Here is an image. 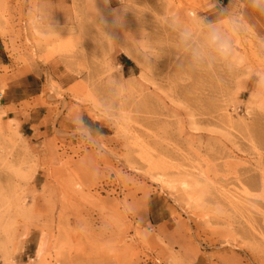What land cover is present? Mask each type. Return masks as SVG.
<instances>
[{
  "label": "rangeland",
  "instance_id": "obj_1",
  "mask_svg": "<svg viewBox=\"0 0 264 264\" xmlns=\"http://www.w3.org/2000/svg\"><path fill=\"white\" fill-rule=\"evenodd\" d=\"M232 3L233 65L193 69L169 22L209 0H0V96L42 84L0 98V264H264V14Z\"/></svg>",
  "mask_w": 264,
  "mask_h": 264
},
{
  "label": "clouds",
  "instance_id": "obj_2",
  "mask_svg": "<svg viewBox=\"0 0 264 264\" xmlns=\"http://www.w3.org/2000/svg\"><path fill=\"white\" fill-rule=\"evenodd\" d=\"M248 3L251 8L264 14V0H248ZM213 7L217 8V0ZM218 12L219 18L216 20L194 14L191 24L183 23L178 17L171 19L169 27L177 33L176 47L180 54L178 60L186 58L193 69L213 63H222L229 68L233 65L237 57V38L246 35L250 25L245 13L238 10L232 0L228 7L219 8ZM116 23H119V19ZM151 59L150 54H146V60L151 62ZM255 74L257 88L264 89V70H258ZM117 119L118 117L111 118V122ZM72 122L84 141L90 146L100 148L101 141L98 138L102 137L103 133L86 124L83 114H74Z\"/></svg>",
  "mask_w": 264,
  "mask_h": 264
},
{
  "label": "crops",
  "instance_id": "obj_3",
  "mask_svg": "<svg viewBox=\"0 0 264 264\" xmlns=\"http://www.w3.org/2000/svg\"><path fill=\"white\" fill-rule=\"evenodd\" d=\"M214 6L216 0H209ZM230 0H217V8H222L227 6ZM212 8L213 12L209 14L210 17H214L218 14V9ZM38 77L35 76H23L18 79H12L9 86L3 91L0 96L2 99L1 107L6 111L10 112L12 116H17L25 112L20 109V105L29 99H32L38 95L41 91V85L37 84ZM35 111H31L34 113ZM21 121V119L19 120Z\"/></svg>",
  "mask_w": 264,
  "mask_h": 264
},
{
  "label": "bare ground",
  "instance_id": "obj_4",
  "mask_svg": "<svg viewBox=\"0 0 264 264\" xmlns=\"http://www.w3.org/2000/svg\"><path fill=\"white\" fill-rule=\"evenodd\" d=\"M34 1H36V0H34ZM32 3V2H31ZM36 4V3H35ZM7 6V5H6ZM20 6V5H19ZM34 6V5H33ZM15 7V6H14ZM36 7H37V5H36ZM8 8V7H7ZM19 8V7H18ZM10 9V8H9ZM15 10V9H14ZM35 10V9H34ZM11 11V10H10ZM13 11V10H12ZM17 10H15V12H16ZM21 11V10H20ZM19 11V12H20ZM35 11H37V10H35ZM9 13V12H8ZM72 264V263H71ZM94 264V263H93Z\"/></svg>",
  "mask_w": 264,
  "mask_h": 264
},
{
  "label": "trees",
  "instance_id": "obj_5",
  "mask_svg": "<svg viewBox=\"0 0 264 264\" xmlns=\"http://www.w3.org/2000/svg\"><path fill=\"white\" fill-rule=\"evenodd\" d=\"M124 61H125V63H129L128 59H125V58H124Z\"/></svg>",
  "mask_w": 264,
  "mask_h": 264
}]
</instances>
